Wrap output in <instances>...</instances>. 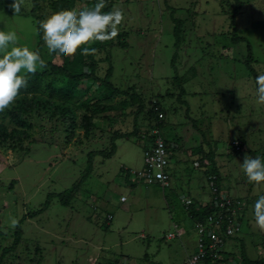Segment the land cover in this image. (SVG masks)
<instances>
[{
	"label": "rangeland",
	"instance_id": "obj_1",
	"mask_svg": "<svg viewBox=\"0 0 264 264\" xmlns=\"http://www.w3.org/2000/svg\"><path fill=\"white\" fill-rule=\"evenodd\" d=\"M48 1H42L45 18L53 13ZM13 2L0 0V30L16 32L20 46L36 51L41 37L31 14L33 1L23 0L17 15L10 8ZM113 2L124 10L125 19L118 35L100 51L88 56L78 52L86 63L96 59L99 79L84 80L85 93L74 100H87L89 107L100 100L113 109L97 114L88 134L77 126L71 140L67 135L72 128L50 122L48 115L35 116L30 137L18 148L0 145V257L15 243L18 227L22 231L20 243L1 264H183L197 238L185 200H209L213 181L207 173L216 170L204 155L211 150L219 165V193L240 202L241 216V230L226 242L217 264H242L243 253L264 258V231L253 228V206L264 195V182L250 183L241 168L246 154L264 160V105L256 103L255 83L264 73V0ZM75 10H82V4ZM233 24L244 40H233ZM177 26L182 31L176 36ZM107 52L112 83L134 88L144 100L143 110L124 95L107 99L110 94L102 82L110 65ZM41 56L57 64L65 59L50 53L43 39ZM73 59L70 65L77 73L89 71ZM176 76L185 77L186 95H179ZM65 82L62 76L49 78L45 95L51 85ZM155 101L164 112L160 128L149 113ZM67 108L70 115L73 109ZM154 129L168 141L167 188L133 174L126 177L127 168H143L148 137L142 135ZM116 133L129 135L116 140V150L108 157L103 152L113 149L111 136ZM239 136L245 144L237 151L232 141ZM99 150L103 152L90 154ZM90 159L92 172L70 205L63 204L60 194L71 189ZM13 219L18 221L15 227ZM176 225L188 234L167 239Z\"/></svg>",
	"mask_w": 264,
	"mask_h": 264
},
{
	"label": "trees",
	"instance_id": "obj_2",
	"mask_svg": "<svg viewBox=\"0 0 264 264\" xmlns=\"http://www.w3.org/2000/svg\"><path fill=\"white\" fill-rule=\"evenodd\" d=\"M33 1V7L31 10V14L34 17V19L38 23L39 28V21L45 18V14L41 13V10L44 9V4L42 1L45 0H32ZM98 0H49L48 7L53 12L64 10V9H75L76 5L78 3L82 4V9L88 8L93 6ZM113 0H106V8L104 11H110L112 9ZM240 3V2H238ZM235 12H233L232 17L235 19L236 14L239 11V6L234 9ZM235 23V20L232 21ZM180 24V22H179ZM178 24V25H179ZM234 25V41L244 40V37L239 36L237 34V25ZM180 30L182 29L177 26V28L174 29V33L177 36L180 34ZM39 35L41 37L40 45L37 47L36 52H39L41 55V45H42V37L43 33L39 29ZM178 43H180L178 39ZM105 42H94L89 45H84L81 47V49H78L77 53L72 57H65L63 60V63L57 64L52 61L46 62V67L42 70L38 69L37 73L35 75L28 74L27 80L28 84L26 88H22L20 90V95L16 99V101L10 106V108L5 109L3 112H0V145L4 146L9 149H16L19 147L20 144L24 142L26 138L30 137L31 130L33 129L34 125L36 124L34 122V119H36L35 116H39L40 118L46 117V115L49 116V120L52 123H63L65 124V128L70 127L72 130L69 131V134L67 135L68 140L72 139V136L75 132V128H85L87 131V134L93 130L95 127L93 120L97 114H99L101 111H111L113 109V106L106 105L104 103H101L102 101L97 100L99 103L96 106H90L88 101H74L77 97H83V94L85 91L82 88V84L84 83V80L89 79H99L97 73H96V59L93 57L92 60L89 63H86L82 57L78 55V52L83 51V47H90V48H96L97 50H101L103 46H105ZM106 60L110 62L109 67L106 69L104 79H102L104 85L109 91V96L107 97L108 100H111L112 97H115L116 95H124L130 100L131 102L137 104L140 108V110H143L145 107V103L143 98L137 93V91L133 88L131 90L122 89L117 86H115L111 81V76L113 74V66L111 64L110 60V52H107ZM42 58V56H41ZM74 58L73 64L78 65H86L89 66L88 72H81L77 73L74 68L70 65L71 59ZM250 69L254 72V68L248 64ZM65 77L66 82L61 86H50L48 90H50V94L47 96L45 95V86H46V80L49 78H57V77ZM176 82H178L181 86V90L179 95L183 96L186 95V89L183 85V81L185 80V77L176 76L175 77ZM87 88V87H86ZM85 88V89H86ZM83 100V99H81ZM59 101V103H57ZM56 102V103H55ZM64 103V104H63ZM62 105H65L64 107ZM70 110L73 109L70 113L72 114V117L69 118L71 115H67L66 113L69 112L68 108ZM82 109V116L80 117L78 115V112ZM150 117L155 120L156 123H158V126L160 128L162 124V119L164 118V112L162 110V106L160 105L159 101H155L152 103V106L149 109ZM136 133H138L136 131ZM149 133L147 135H142L143 137H148L149 139ZM128 133H116L113 136H111V144L113 149L109 152L104 153L103 151H93L90 152L91 155H94L98 152L107 155L108 157H111L115 150H116V140L118 138H123L125 136H128ZM168 144V141H167ZM238 151V150H237ZM212 150L208 153H205L204 157L209 159L211 158L214 164V169L216 170V185L218 186V189L220 188L219 184L221 181V176L218 172V166L215 158L212 156L215 155ZM204 157L200 159V161L203 163ZM93 169V161L92 159L89 160L88 166L86 167L84 173L81 175V177L74 182L71 189H69L67 192H63L60 194L61 202L65 205H70V202L75 198L76 194L80 190L83 182L88 178L90 173ZM48 203L44 205V209L47 207ZM189 209V208H188ZM39 209L37 212H40ZM216 210L215 206L213 204L209 203L206 205H195L192 204L189 209L190 216L195 221H204L210 214H212ZM35 212V213H37ZM34 213V214H35ZM108 220H112V218H107ZM16 241L15 243L10 246L4 248L2 255L0 257V264L2 262V259L4 255L7 252H12L14 249L18 246L21 240L22 231L21 228L18 227V230L16 231ZM242 264H264V258H257V259H250L248 256L243 253L242 255ZM212 258L208 257L205 261V264H211ZM117 264V263H116Z\"/></svg>",
	"mask_w": 264,
	"mask_h": 264
},
{
	"label": "clouds",
	"instance_id": "obj_3",
	"mask_svg": "<svg viewBox=\"0 0 264 264\" xmlns=\"http://www.w3.org/2000/svg\"><path fill=\"white\" fill-rule=\"evenodd\" d=\"M23 0H14L10 8L17 15L21 12ZM106 0H98L93 6L82 10L64 9L56 11L39 21L43 41L50 53L74 56L78 49L94 42L114 39L119 25L125 19L124 10L113 6L104 11ZM16 32L0 30V112L10 108L20 95V90L28 84L27 75H35L38 68H45L46 62L39 52L18 44ZM96 48L83 47L82 55H94ZM255 83L256 103L264 105V73L257 75ZM240 140V139H239ZM242 142V141H241ZM250 183L264 182V160L245 155L241 165ZM253 228L264 231V195H260L253 206ZM13 219L11 226H17Z\"/></svg>",
	"mask_w": 264,
	"mask_h": 264
},
{
	"label": "built area",
	"instance_id": "obj_4",
	"mask_svg": "<svg viewBox=\"0 0 264 264\" xmlns=\"http://www.w3.org/2000/svg\"><path fill=\"white\" fill-rule=\"evenodd\" d=\"M145 138V137H144ZM232 144L235 150L242 148V142L234 139ZM170 152L167 140L163 135L154 129L149 134L148 146L144 152V166L140 170H129L139 180L147 184H161L164 188L170 186ZM209 180L212 182V193L214 194V206L216 210L210 214L204 221H195L196 246L195 250L190 252L183 264H205L208 257L212 258V263L216 262L222 254L224 245L228 240L237 235L241 230L239 215L240 202L231 196H224L216 185V174H209ZM126 200L125 196L121 201ZM192 202L185 200L186 208H190ZM109 218H112L109 215ZM183 232L175 226V231L170 232L166 237L172 240L176 237L182 238ZM154 264H161L155 262Z\"/></svg>",
	"mask_w": 264,
	"mask_h": 264
},
{
	"label": "crops",
	"instance_id": "obj_5",
	"mask_svg": "<svg viewBox=\"0 0 264 264\" xmlns=\"http://www.w3.org/2000/svg\"><path fill=\"white\" fill-rule=\"evenodd\" d=\"M240 138H242V136H239ZM239 137L238 138H236V139H239ZM241 141H242V145H244L245 144V140H244V138H242V139H240ZM179 143V142H178ZM217 154H218V152H216ZM218 163V162H217ZM129 170L130 169H128L127 168V171L129 172ZM127 172V175H126V177L127 178H129V176H130V173H128ZM210 173H207V175H209ZM212 183V182H211ZM221 183V182H220ZM219 186H221L220 184H219ZM221 188V187H220ZM210 192V191H209ZM206 196H208V195H206ZM194 200V199H193ZM193 202V204H195V205H198V204H201V205H206V204H209V203H211V204H213V206H214V196H213V194H212V192H210V195H209V200L207 201V202H204V201H197V202H195L194 203V201H192ZM189 216H190V214H189ZM191 217V216H190ZM192 218V217H191ZM192 220H193V225H194V222H195V220L192 218ZM188 234V232L187 231H185V233H183V236H185V235H187ZM194 247L196 246V240H195V244L193 245ZM193 247V248H194ZM195 250V248L193 249V251ZM189 254V253H188ZM188 254H187V256H188ZM223 254H221V257L219 258V259H223ZM155 262H153V263H150V264H154ZM213 264H217V261L216 262H214Z\"/></svg>",
	"mask_w": 264,
	"mask_h": 264
}]
</instances>
